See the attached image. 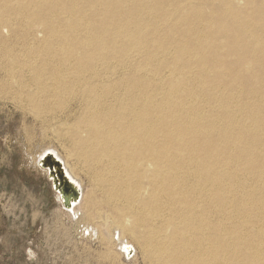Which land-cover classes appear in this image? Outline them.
<instances>
[{
    "label": "bare ground",
    "instance_id": "1",
    "mask_svg": "<svg viewBox=\"0 0 264 264\" xmlns=\"http://www.w3.org/2000/svg\"><path fill=\"white\" fill-rule=\"evenodd\" d=\"M0 99L65 145L35 162L72 221L77 172L103 190L125 262L264 264V0H0Z\"/></svg>",
    "mask_w": 264,
    "mask_h": 264
},
{
    "label": "rangeland",
    "instance_id": "2",
    "mask_svg": "<svg viewBox=\"0 0 264 264\" xmlns=\"http://www.w3.org/2000/svg\"><path fill=\"white\" fill-rule=\"evenodd\" d=\"M49 147L73 168V159L51 125L0 99V264H146L140 251L133 263L119 254L108 237L117 217L103 190L92 188L81 172L77 175L91 201L87 208L96 213L76 222L67 215L48 174L35 162V156ZM41 213L60 214L58 228L54 221L42 226ZM122 223L128 221L124 218ZM88 225L99 230L97 237L84 235ZM51 229L60 231L58 238L51 237Z\"/></svg>",
    "mask_w": 264,
    "mask_h": 264
},
{
    "label": "water",
    "instance_id": "3",
    "mask_svg": "<svg viewBox=\"0 0 264 264\" xmlns=\"http://www.w3.org/2000/svg\"><path fill=\"white\" fill-rule=\"evenodd\" d=\"M39 167L47 172L53 189L65 209H71L80 201V189L69 179L63 163L54 154L47 153L40 160ZM129 253L132 255V251Z\"/></svg>",
    "mask_w": 264,
    "mask_h": 264
},
{
    "label": "crops",
    "instance_id": "4",
    "mask_svg": "<svg viewBox=\"0 0 264 264\" xmlns=\"http://www.w3.org/2000/svg\"><path fill=\"white\" fill-rule=\"evenodd\" d=\"M14 196V194L12 193L11 194V192H10V198H9V200H14V205L16 204V200L15 199H11L12 197ZM13 202V201H12ZM45 211V210H44ZM61 215L60 214H48V213H41V216H40V221H41V223H42V226H46V227H48L49 225H48V222L49 221H51V222H53L54 221V223H56L55 225H53V227L54 226H57V228H58V223H60L61 222ZM59 233H60V231L59 230H53V229H51V237H59ZM56 250H58V248L56 249Z\"/></svg>",
    "mask_w": 264,
    "mask_h": 264
}]
</instances>
